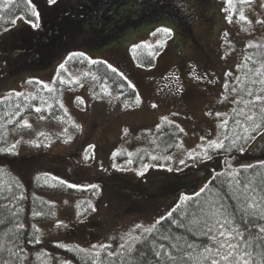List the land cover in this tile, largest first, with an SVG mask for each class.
Listing matches in <instances>:
<instances>
[{
  "label": "trees",
  "instance_id": "16d2710c",
  "mask_svg": "<svg viewBox=\"0 0 264 264\" xmlns=\"http://www.w3.org/2000/svg\"><path fill=\"white\" fill-rule=\"evenodd\" d=\"M128 1L55 0L49 3V0H32L39 13V27L32 28L27 21L35 22L36 17L31 15L28 0H10L6 7L4 0H0V53L13 54L11 59L15 66L10 75L51 67L63 50L67 51L64 60L70 67H58L48 88L35 82L30 90H0V206L7 205V208L0 207V221H3L0 224V264L5 261L8 264H109V251L118 250L120 243L131 242L133 235L140 234L142 229H135L136 224L148 227L156 219L165 217L162 223L168 227L171 218L167 217V213L178 204L183 207L185 197H195L202 185L216 187L221 181L231 180L239 173L241 186L245 178L264 186V119L257 118L260 127L254 131L249 128L245 132L244 127L235 124L237 118L244 119L242 115L237 116L238 112L247 111L245 105L254 99L245 89L256 92L260 87L259 84L251 83L256 77L248 69L264 64V36L248 39L242 46V60L230 90L232 107L226 118L217 122L213 138L217 143L222 141L224 147L212 146L207 142L202 147L198 146L196 156L191 155L194 158L187 155L183 159L184 162L195 159L198 166L193 171L200 173L210 160L221 157V168L213 171L199 185L179 187L173 192L170 191L171 185L160 186L158 192L148 193L146 190L150 186H157L158 189L160 185V179L152 178L147 171L140 174L148 167L149 160L161 162L165 166L181 164L177 162L176 154L180 149L182 131L175 123L162 121L150 131V141L147 137V143L142 144L137 151L120 149L115 153L113 162L116 163V171L108 177L102 174L101 179L96 177L91 186L86 185L90 179L84 172L93 161L91 145L78 142L82 126L72 120L63 108V94L84 89L86 97L94 95L93 98L100 103L104 99L113 100L122 109L136 106L138 100L135 90L120 73L112 72L102 61L89 60L84 54L73 55L81 52H68L71 47L69 44L73 40L80 43L84 39L90 46H99L117 39L126 25L136 22L120 9ZM142 1L130 2L141 6ZM148 14L151 16L152 13ZM176 15L179 34L190 36L185 14L178 11ZM14 18L17 21L15 25L10 23ZM133 56L144 66L154 62L153 51L142 45L135 48ZM75 76L77 79H74ZM234 87L236 92L232 91ZM83 104L82 101L79 106L83 107ZM36 108L41 111L37 112ZM225 120L228 121L226 127ZM31 124L40 127L37 126L35 135L30 139L27 134L35 130ZM49 143L68 145L69 150L76 143L77 154L81 152L82 155L81 163H76L71 154L65 155L58 161L67 165V170L62 174L38 164L40 156L44 155L43 146ZM32 148H37L40 156H25L24 152L28 153ZM153 155L159 158L153 160ZM83 179L84 183H79ZM104 185L107 188L105 192ZM183 190L194 192L180 196ZM153 196L160 197L162 201L152 209L136 203L139 197ZM168 196H172L170 200H167ZM258 196L264 197V193L258 192ZM202 198L203 195L199 197ZM224 198L227 205L238 206L235 199L228 196ZM60 203L67 208L65 211L61 209ZM99 213L108 214L107 218L111 221L122 215L135 214L139 217L135 219L140 221H135L129 229H117L115 234H107V238L101 242L85 241L81 244L69 236L64 224L72 230L74 225L69 223L84 224L91 215L100 216ZM176 215L173 213L174 217ZM21 224L22 228L19 227ZM173 229L177 234L184 232L183 228L173 226ZM189 238L197 239L192 236ZM92 245L97 247L93 248ZM101 245L112 247L102 248ZM9 249L20 255L10 254Z\"/></svg>",
  "mask_w": 264,
  "mask_h": 264
},
{
  "label": "rangeland",
  "instance_id": "374dc122",
  "mask_svg": "<svg viewBox=\"0 0 264 264\" xmlns=\"http://www.w3.org/2000/svg\"><path fill=\"white\" fill-rule=\"evenodd\" d=\"M130 1L120 9L136 22L126 25L117 39L99 46H90L84 39L80 43L73 40L69 44L68 52H81L89 60H99L116 68L135 90L138 100L136 106L122 109L113 100L104 99L100 103L93 98L94 95L86 97L84 89L63 94V108L72 120L82 126L78 142L91 145L93 161L84 172L90 179L87 186H91L96 177L101 179L102 174L108 177L116 171V163L113 162L115 153L120 149L137 151L147 143V137L150 141V131L162 121L175 123L182 131L177 162L187 155L196 156L198 146L202 147L213 140L217 122L225 119L232 107L230 90L242 60L244 42L264 36V0H231V3L228 0H181L182 9L172 10V14L162 15L152 11L149 12L152 13L150 16L143 12L138 18L139 14L136 16L134 9L139 5ZM150 3L151 0H144L140 5ZM178 11L185 14L190 36L179 34ZM241 14L244 19H241ZM158 29H169L171 34ZM139 45L153 51L152 65L144 66L136 61L133 51ZM66 53L63 50L51 67L12 75L9 73L15 66L11 59L13 54L0 53V90H30L35 82L48 88L61 64L70 68L64 60ZM82 101L84 104L80 107ZM31 125L35 130L27 134L30 139L38 126ZM43 147V157L37 148L29 149L24 154L40 156L38 164L58 170L61 174L67 170V165L58 161L65 155L71 154L78 164L82 161L81 152L77 154L76 143L70 150V146L61 143H49ZM222 161L221 157H214L202 172L196 173L193 171L198 166L195 159L182 165L171 163V166L149 160L148 167L140 174L147 171L152 178L160 179L159 188L150 186L146 190L148 193L158 192L160 186L170 185L173 192L179 187L201 184L213 171L221 168ZM174 173L177 175L174 176ZM84 180L79 183H84ZM103 188L105 192L106 185ZM192 192L183 190L180 196ZM171 197L168 196L167 200ZM137 200L139 202L136 203L147 209L162 201L156 196L139 197ZM60 207L67 209L61 203ZM99 215H91L84 224L69 223L74 225L72 230L70 226L65 227L69 236L81 244L85 241L101 242L107 238V234L113 235L117 229H129L135 221H140L135 219L139 218L135 214L122 215L113 222L107 218L108 214ZM47 232L50 233L49 230Z\"/></svg>",
  "mask_w": 264,
  "mask_h": 264
},
{
  "label": "snow or ice",
  "instance_id": "6c2138e0",
  "mask_svg": "<svg viewBox=\"0 0 264 264\" xmlns=\"http://www.w3.org/2000/svg\"><path fill=\"white\" fill-rule=\"evenodd\" d=\"M9 2L10 0H4V6L6 7ZM54 2L55 0H49V3ZM228 2L231 3V0ZM28 4L31 7V15L36 17V21L27 22L32 28H37L39 27V13L32 4V0H28ZM241 19H244L243 14H241ZM16 22L15 18L10 21L13 25ZM258 23L262 22L258 21ZM157 31L171 34L169 29H158ZM73 55L82 56L83 53ZM246 59L252 60L251 57H246ZM60 67L64 68V64ZM109 68L112 72H117V69L111 65ZM248 72L259 78H253L251 83L259 84L260 87L256 92L245 89L247 94L253 96L254 99L245 105L247 111L238 112L237 116L242 115L243 121L239 118L235 120L236 126L244 127L245 132H248L249 128L254 131L260 127L257 118L264 119V64L260 67L249 68ZM48 90L52 91V89ZM232 91L236 92L237 89L234 87ZM36 111L39 112L41 109L36 108ZM227 123L228 121L225 120L224 127ZM224 138L227 139V136ZM209 144L224 147L222 141L217 143L213 140L209 141ZM12 147L14 149L15 145ZM205 155H207V150H205ZM151 158L157 160L159 157L153 155ZM164 158L171 159V157ZM190 158L194 157L190 155ZM180 163L185 162L181 160ZM241 184L242 181L237 173L231 180L221 181L216 187H209L208 184L202 185L195 193V197H185L183 207L178 204L167 213V217L171 218L168 227H164L162 223L165 217L156 219L148 227L136 224L135 229H142L140 234L133 235L131 242L120 243L118 250L109 251L107 253L111 258L109 264H264V259H257V257L264 258V197L258 196V192L264 193V186L254 184L248 178L244 179L243 186ZM225 186H227V192H225ZM202 195L203 198L199 199ZM225 196L235 199L238 206L227 205ZM0 207L7 208V205ZM173 213L177 215L174 217ZM2 223L3 221H0V224ZM158 225L160 227H157ZM173 226L183 228L184 232L177 234ZM19 227L22 228L23 225ZM190 236L197 239L191 240ZM92 247L97 246L92 245ZM100 247L111 248L112 246L101 245ZM80 250L83 251V249ZM9 252L12 255H20V253H12L11 249ZM4 264L8 262L5 261Z\"/></svg>",
  "mask_w": 264,
  "mask_h": 264
},
{
  "label": "flooded vegetation",
  "instance_id": "af4514ba",
  "mask_svg": "<svg viewBox=\"0 0 264 264\" xmlns=\"http://www.w3.org/2000/svg\"><path fill=\"white\" fill-rule=\"evenodd\" d=\"M180 2L181 0H151V3L147 6H141L139 8L135 7L134 11L136 13V16L137 14L140 15L143 12L149 13L152 11L157 14L167 15L172 14V10H181L182 7Z\"/></svg>",
  "mask_w": 264,
  "mask_h": 264
}]
</instances>
